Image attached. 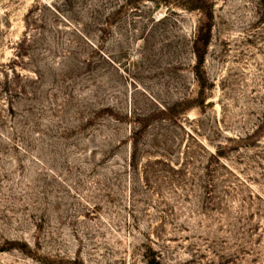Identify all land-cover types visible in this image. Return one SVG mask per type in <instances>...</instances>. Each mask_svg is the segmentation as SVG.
<instances>
[{
	"label": "rangeland",
	"instance_id": "1",
	"mask_svg": "<svg viewBox=\"0 0 264 264\" xmlns=\"http://www.w3.org/2000/svg\"><path fill=\"white\" fill-rule=\"evenodd\" d=\"M205 2L0 0V264H264V0Z\"/></svg>",
	"mask_w": 264,
	"mask_h": 264
},
{
	"label": "trees",
	"instance_id": "2",
	"mask_svg": "<svg viewBox=\"0 0 264 264\" xmlns=\"http://www.w3.org/2000/svg\"><path fill=\"white\" fill-rule=\"evenodd\" d=\"M134 2V0H133ZM165 3V2H164ZM179 3L180 5L186 9V10H195V9H198V10H202L203 13L207 14V15H210L211 13V6L210 5H207L205 0H179ZM23 41V40H22ZM194 55H195V58H196V68L200 70V67H202L203 65V56L199 53V49L197 47L194 46ZM196 75H198L196 73ZM198 79H199V75H198ZM205 97V91L202 90L200 93H199V96L198 98L194 99V100H180L178 102H175L176 105H185V107H192L194 105H199L200 101L203 100ZM186 109V108H185ZM163 113H166L167 111L169 110H172V109H169V107H163L160 109ZM132 134H134V132H132ZM264 135V118L261 122V124L258 126V129L253 133V134H250V139H253V140H257V142H260L261 140V137Z\"/></svg>",
	"mask_w": 264,
	"mask_h": 264
}]
</instances>
